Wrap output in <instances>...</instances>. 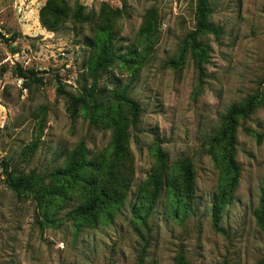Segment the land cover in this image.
<instances>
[{
    "label": "rangeland",
    "instance_id": "rangeland-1",
    "mask_svg": "<svg viewBox=\"0 0 264 264\" xmlns=\"http://www.w3.org/2000/svg\"><path fill=\"white\" fill-rule=\"evenodd\" d=\"M208 3L221 33L196 37L199 59V0H0V264H264V0ZM104 44L114 56L98 67ZM115 92L141 108L119 156L113 112L131 111ZM252 97L235 142L218 141ZM159 150L164 186L142 223ZM180 161L194 172L188 213L170 189L184 191ZM9 175L35 177L42 198L17 196ZM101 186L107 210L77 214Z\"/></svg>",
    "mask_w": 264,
    "mask_h": 264
},
{
    "label": "trees",
    "instance_id": "trees-1",
    "mask_svg": "<svg viewBox=\"0 0 264 264\" xmlns=\"http://www.w3.org/2000/svg\"><path fill=\"white\" fill-rule=\"evenodd\" d=\"M209 0H199V13L197 14V30L190 36L192 41V50L196 53L199 59H202L205 55V47L201 44H198L196 37L199 35H212L218 37L220 35V30L214 25L208 22V16L211 14V9L209 8ZM51 15L56 19L61 16V13L53 7L51 9ZM47 27L48 23L43 22ZM114 56V50L110 47L109 44H104L100 46V52L98 57V67H101L103 64H109L111 57ZM90 98H93V94L90 93ZM115 99L117 101L130 105V117L124 118L120 115H117L113 112L118 121L114 124V147L116 154L119 156L124 153L126 145L128 143V129L131 125H136L139 122L141 108L140 105L136 102L131 101L125 93L115 92ZM88 103V102H87ZM259 102L258 98L252 97L242 106H233L227 116L224 118V128L220 130L218 136H220V141L222 138H227L232 144L235 142V129L236 123L239 118H247L251 116L255 110L258 108ZM159 162H160V175L159 179L155 184L154 193L150 198H146L145 204H143L139 209H134L133 214L136 219L142 223H147L151 213L154 210V207L160 197L161 190L164 186L163 178L167 170V157L162 153L161 150L158 151ZM82 169V166L77 163H72L66 172V177L70 180H74L77 177L79 170ZM176 172L179 175V182L184 183V191L181 193L176 189V186H172L170 189L172 191V199L176 202L179 211L188 213L192 208L193 192H194V172L187 161H180L175 165ZM236 175L238 176V169H236ZM7 183L10 189L16 193L17 196L23 197L26 195L40 196V184L39 181L33 177L29 176H15L9 175ZM102 183V182H101ZM42 198V196H40ZM38 198V199H40ZM109 200V193L105 189V186H101L99 195L91 204V207L87 210L82 211L78 210L77 214L85 215L94 211L96 206L102 207L104 210H107L106 202ZM118 203H116L117 205ZM217 206H213V211ZM261 225L264 226V192L261 201V214L257 217ZM176 264H189L183 257L177 258Z\"/></svg>",
    "mask_w": 264,
    "mask_h": 264
}]
</instances>
